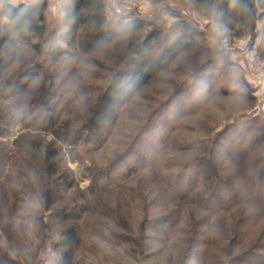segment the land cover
<instances>
[{
  "label": "rangeland",
  "instance_id": "1",
  "mask_svg": "<svg viewBox=\"0 0 264 264\" xmlns=\"http://www.w3.org/2000/svg\"><path fill=\"white\" fill-rule=\"evenodd\" d=\"M148 1L151 20L145 28L116 40L100 53L75 54L52 62L53 48L63 45L58 28L61 2L53 0L47 37L41 41L42 55L22 46L9 74L17 75L43 61L54 74L56 86L43 97L39 78L23 96L0 100V108L17 120L0 137V264H52L63 253L57 244L61 234L72 226L77 227L79 240L70 250V264H182L189 240L196 238L201 243L223 239L220 246L204 244L199 251L206 252L211 264H231L229 239L242 223L251 222L255 229L246 238L244 249L264 239V206L255 198L259 189L264 191V144L261 148L254 145L264 136V55L258 46L261 25L244 30L239 37L222 27L219 9L205 19L179 0L156 5ZM178 22L200 32L195 48L154 76L97 143L72 146L26 120V103L42 107L41 102H47L60 121L78 129L122 61L130 58L155 26L160 31V54L178 34L174 29ZM246 57H252L254 63H247ZM97 62L108 68L100 69ZM254 64L260 69L261 84L253 83L250 66ZM50 142L58 148L61 171H67L74 181L68 191L56 192L54 186L46 185L47 178L34 159L38 155H32L35 146L44 149ZM99 171L111 173L113 178L108 185L92 187L91 175ZM214 172L231 185L237 183L242 196L229 209L215 212L200 201L208 197L205 182ZM182 174L187 176L185 182ZM197 180L200 186L189 197L176 192L177 186ZM74 206L85 209L78 219L55 217L53 211ZM161 217H170L172 222L163 245L154 242L142 252L115 237H138L145 220ZM243 251L237 247L232 252L240 255ZM259 261V257L252 260Z\"/></svg>",
  "mask_w": 264,
  "mask_h": 264
},
{
  "label": "trees",
  "instance_id": "2",
  "mask_svg": "<svg viewBox=\"0 0 264 264\" xmlns=\"http://www.w3.org/2000/svg\"><path fill=\"white\" fill-rule=\"evenodd\" d=\"M167 0H151L156 5ZM180 3L205 19H210L215 10L219 9L220 24L228 31L239 37H243L244 30H254L258 23L261 25V41L259 51L264 55V0H179ZM53 0H35L31 4L18 2L13 4L10 0H2L0 3V100L9 96H23L31 87L32 83L42 78V88L45 95L56 86V78L45 62H38L31 68H25L19 74H9L19 57L22 46L32 49L38 55H42L43 41L48 33V17L51 13ZM61 18L59 23V41L63 44L53 48L51 61L57 62L62 57L72 58L75 54L90 55L100 53L116 40L127 37L147 26L143 20L123 21L112 16L107 8V0H60ZM219 5V6H218ZM219 7V8H218ZM174 29L178 34L172 39L162 52L158 54V39L160 37L159 27L155 26L151 35L133 51L127 61H122L118 70L113 71V76L102 94L97 98L91 115L84 120L78 129H73L68 121H60L54 115L53 109L41 102L42 107L33 103H26L27 114L25 115L33 127L49 132L57 139H62L69 145L95 144L108 134L117 123L121 110L134 98V96L157 74L163 72L175 61L180 54L195 48L196 38L200 32L193 26L185 23H175ZM100 69L108 67L97 62ZM211 68L217 70L220 67ZM209 66V67H210ZM222 70V69H220ZM225 71V70H224ZM44 80V81H43ZM49 84L48 88L46 87ZM17 125V120L9 116L8 112L0 108V137L8 133L5 127ZM264 144V136L254 145L261 148ZM32 155L39 163L42 172L47 178L46 185L54 186L56 192L72 189L74 181L71 180L67 171H61L62 160L58 148L53 142L48 143L44 149L35 146ZM226 156V154H225ZM229 156V155H227ZM115 171H113L114 174ZM235 177V176H234ZM231 177L229 179H232ZM92 187L100 184H110L111 173L99 171L98 175H91ZM239 182H243L237 176ZM236 178V180H237ZM50 179L52 181L50 182ZM181 179H187L182 174ZM228 179V181H229ZM238 181V180H237ZM200 182L177 186L176 192L183 197H189L192 192L199 188ZM205 196L201 204L208 210L229 209L236 201L241 200L239 186L231 185L223 181L218 173L214 172L207 178ZM259 189L255 195L256 200L264 206V191ZM209 194V195H208ZM204 197V195L202 196ZM83 206L74 208L57 209L55 217L61 220L78 219ZM246 222L240 225L235 235L229 239V250L227 256L231 264H264V239L257 240L249 250L244 249L249 235L255 232L253 223ZM170 217L153 218L145 220L141 226L138 237L131 235H117L115 237L128 246H133L138 251L146 252L151 248V243L164 244L171 230ZM245 228H244V227ZM251 230V231H250ZM262 236V235H261ZM264 236V233H263ZM264 238V237H263ZM79 235L76 226L64 231L57 244L63 249V253L52 264H70V250L78 243ZM223 239H216L201 243L196 239L189 240V248L182 264H211L208 262L206 252L199 251L200 246H220ZM231 243V244H230ZM233 243V245H232ZM239 247L245 251L235 255L232 251ZM253 250V251H252ZM255 250L262 252L256 255ZM259 257V263L252 260ZM214 264V262H212ZM215 264H218L215 263Z\"/></svg>",
  "mask_w": 264,
  "mask_h": 264
},
{
  "label": "built area",
  "instance_id": "3",
  "mask_svg": "<svg viewBox=\"0 0 264 264\" xmlns=\"http://www.w3.org/2000/svg\"><path fill=\"white\" fill-rule=\"evenodd\" d=\"M107 8L112 16L126 22L134 20H151L148 15L151 9V3L148 0H107ZM255 67L258 66L256 64L250 66L251 77L256 82H263L259 74L260 69H256Z\"/></svg>",
  "mask_w": 264,
  "mask_h": 264
},
{
  "label": "crops",
  "instance_id": "4",
  "mask_svg": "<svg viewBox=\"0 0 264 264\" xmlns=\"http://www.w3.org/2000/svg\"><path fill=\"white\" fill-rule=\"evenodd\" d=\"M1 1L2 0H0V3H1ZM30 1H35V0H30ZM260 41H261V36H260V38L258 39V46H259V44H260ZM252 54H256V52H253ZM252 54L250 55V56H252ZM249 56V57H250ZM246 60H247V63H249L250 61H252L253 63H254V60H252V57L251 58H248V57H246ZM243 64H245V62H243ZM246 66V65H245ZM264 74V73H263ZM253 83H255L256 84V81H253ZM260 84H261V82H260Z\"/></svg>",
  "mask_w": 264,
  "mask_h": 264
}]
</instances>
